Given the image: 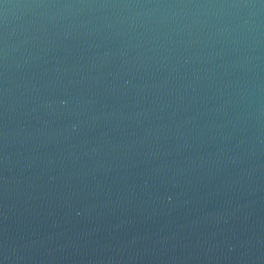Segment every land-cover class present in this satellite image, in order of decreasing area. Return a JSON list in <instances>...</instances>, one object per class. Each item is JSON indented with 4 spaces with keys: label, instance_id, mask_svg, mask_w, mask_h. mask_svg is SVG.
<instances>
[{
    "label": "water",
    "instance_id": "1",
    "mask_svg": "<svg viewBox=\"0 0 264 264\" xmlns=\"http://www.w3.org/2000/svg\"><path fill=\"white\" fill-rule=\"evenodd\" d=\"M0 264H264V0H0Z\"/></svg>",
    "mask_w": 264,
    "mask_h": 264
}]
</instances>
